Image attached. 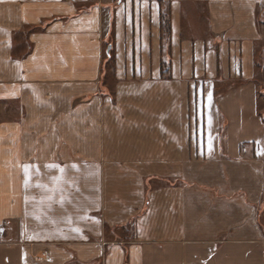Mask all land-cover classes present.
I'll list each match as a JSON object with an SVG mask.
<instances>
[{
	"label": "crops",
	"instance_id": "crops-1",
	"mask_svg": "<svg viewBox=\"0 0 264 264\" xmlns=\"http://www.w3.org/2000/svg\"><path fill=\"white\" fill-rule=\"evenodd\" d=\"M259 5L0 0V264H264Z\"/></svg>",
	"mask_w": 264,
	"mask_h": 264
},
{
	"label": "rangeland",
	"instance_id": "rangeland-1",
	"mask_svg": "<svg viewBox=\"0 0 264 264\" xmlns=\"http://www.w3.org/2000/svg\"><path fill=\"white\" fill-rule=\"evenodd\" d=\"M260 5L258 7V27L260 28L261 31L264 32V23L261 19H263L262 13L264 14V0H259ZM82 9L87 8V7H80ZM194 12L192 16L195 18H199V23L201 25V30L200 33L204 35H210L212 36V31H211V25H210V7L206 5H199L198 7H191ZM199 15V17H197ZM109 43H107L108 45ZM255 64H256V71L255 73V78L256 82L258 83L257 85V92H258V110L259 114L261 116V119L264 120V37L256 44V50H255ZM108 63L111 62L110 59H104ZM243 78L240 79H227V80H222V82L218 83L216 85V88L219 92H223L224 90L237 85L239 82H242ZM201 89L199 91V94H202Z\"/></svg>",
	"mask_w": 264,
	"mask_h": 264
},
{
	"label": "trees",
	"instance_id": "trees-1",
	"mask_svg": "<svg viewBox=\"0 0 264 264\" xmlns=\"http://www.w3.org/2000/svg\"><path fill=\"white\" fill-rule=\"evenodd\" d=\"M160 17H161V20H162V22H161L162 26H163L164 24H166V28L168 29L169 26H170V25H169V24H170V21H169V19L164 18V17H165V12H164V11L161 12ZM168 72H170V58H169V57H168V59H167V62H165V63L162 64V66H161V73H162V74H163V73H168Z\"/></svg>",
	"mask_w": 264,
	"mask_h": 264
},
{
	"label": "water",
	"instance_id": "water-1",
	"mask_svg": "<svg viewBox=\"0 0 264 264\" xmlns=\"http://www.w3.org/2000/svg\"><path fill=\"white\" fill-rule=\"evenodd\" d=\"M109 49H110V44L107 45L106 51L109 52Z\"/></svg>",
	"mask_w": 264,
	"mask_h": 264
}]
</instances>
